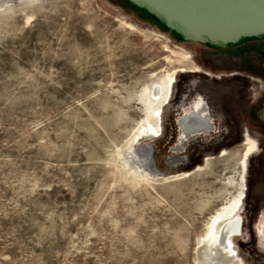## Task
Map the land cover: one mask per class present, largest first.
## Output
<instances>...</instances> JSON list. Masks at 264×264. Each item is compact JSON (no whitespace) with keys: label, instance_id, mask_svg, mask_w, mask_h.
<instances>
[{"label":"rangeland","instance_id":"rangeland-1","mask_svg":"<svg viewBox=\"0 0 264 264\" xmlns=\"http://www.w3.org/2000/svg\"><path fill=\"white\" fill-rule=\"evenodd\" d=\"M174 72L161 136L125 148L158 125ZM197 97L216 130L174 153ZM247 134L233 258L264 264V40L184 42L126 0H0V264H198L210 219L242 194ZM144 147L151 178L185 177L143 178Z\"/></svg>","mask_w":264,"mask_h":264},{"label":"water","instance_id":"water-1","mask_svg":"<svg viewBox=\"0 0 264 264\" xmlns=\"http://www.w3.org/2000/svg\"><path fill=\"white\" fill-rule=\"evenodd\" d=\"M126 1L184 42L224 48L244 39L264 40V0Z\"/></svg>","mask_w":264,"mask_h":264},{"label":"bare ground","instance_id":"bare-ground-1","mask_svg":"<svg viewBox=\"0 0 264 264\" xmlns=\"http://www.w3.org/2000/svg\"><path fill=\"white\" fill-rule=\"evenodd\" d=\"M172 76L171 74L167 79L164 80L165 83V90L163 91L162 89L159 91H155V99L158 101V99L161 100L160 102V108L163 106L164 102L166 101V98L168 96V92L171 86L172 82ZM168 101H166L167 103ZM165 103V104H166ZM160 108L157 110L155 113V117H157V120L159 119V114H160ZM156 120V121H157ZM158 123V122H157ZM144 130V133L150 134L151 137H155L158 134V125L156 126H146L144 123L140 128H138L133 136L130 138V140L126 141L125 143V148L131 147L133 141L135 140L138 135L141 134V131ZM207 135V134H206ZM205 135V136H206ZM200 136L198 134L197 136L191 137L187 142L194 140ZM247 135H244V138L246 140ZM249 151L245 154V157L249 154ZM144 152H140V150L137 152V157L139 161V165L144 167L142 163H145V157H144ZM240 164L241 168L244 170L245 167V161H243ZM242 170V172H243ZM144 172H140L143 178H146L152 182H167V181H173L177 180L179 178L185 177L184 175H178L176 177H171L166 180L160 179V178H151L147 174L151 175H157L150 173L147 169V167L144 170ZM152 171V170H151ZM160 177V176H159ZM243 178H241V184H242V194L241 196H238L234 198L231 202L225 204L209 221L205 235L201 239L198 248L196 250V259L198 264H240V262L233 258V250H232V244L231 241L234 238L235 235L238 234V229H239V234H240V225H241V220L240 218H237V220H234L241 205V199L243 197V189H244V183H243ZM220 229L219 235H218V230ZM256 229L258 232L259 236V241L261 245H264V211L262 212L258 223L256 225Z\"/></svg>","mask_w":264,"mask_h":264},{"label":"flooded vegetation","instance_id":"flooded-vegetation-1","mask_svg":"<svg viewBox=\"0 0 264 264\" xmlns=\"http://www.w3.org/2000/svg\"><path fill=\"white\" fill-rule=\"evenodd\" d=\"M185 72L191 73V72H195V71H187V70H181L180 71V73H185ZM172 74H173L172 82H171V86H170L166 101H169L171 96H172V88H173V85L175 83L177 73L174 72ZM253 89H255V87L251 86L250 91ZM166 101L164 102L163 106L161 107L160 114H159L158 134L153 138H159V136H161V134H162V132L160 134V131L162 130L161 127H162V121H163V112H164V107L167 105V104H165ZM178 107L180 109V105H178ZM177 127L179 130V135H178L177 142L172 149L174 153H179V152L184 151V148L188 144L187 140H189L191 137L197 136L198 134H200V136H205L206 134H209L210 132L216 130L215 120L213 119L211 112H210V107L208 106L207 102H205L204 98L197 97L193 101L189 102L188 107L183 109V113L177 118ZM243 146H244V151L241 154L239 167L241 170L240 178H243V180H244L243 183H245V174L244 173L246 172V169H247V162H248L249 158L253 154L256 153L257 142L255 140L251 139L249 137V135L247 134V137H246V140H245V143L243 144ZM142 149L145 151L144 152V157H145L144 159L146 160L145 163H147V161H149V158L151 156L152 148L151 147L150 148L144 147ZM249 149H251V151L249 152V154L244 159V156L249 151ZM242 159H244L243 161H245V167H244L243 172H242V168L240 166ZM150 167H148L147 169L150 173H153L154 169H151ZM140 168L145 170V168L142 166H140ZM153 174L161 175L159 173H153ZM168 176H171V175H168ZM160 177H167V176H160ZM244 197H245V188L243 189V197L241 199L242 201H241L240 209H241ZM240 209H239V211H238V213L234 219V220H237V218H240V220H241L240 234H239V229H238V234L235 235L234 238H238V237L243 236V224H242L243 221H242V218L240 216V211H241ZM231 244H232V241H231Z\"/></svg>","mask_w":264,"mask_h":264},{"label":"trees","instance_id":"trees-1","mask_svg":"<svg viewBox=\"0 0 264 264\" xmlns=\"http://www.w3.org/2000/svg\"><path fill=\"white\" fill-rule=\"evenodd\" d=\"M138 9V8H137ZM141 10V9H140ZM143 11V10H142ZM145 12V11H144ZM146 13V12H145ZM147 14V13H146ZM149 15V14H148ZM150 17H152L151 15H149ZM155 21H156V19L154 18V17H152ZM161 27H163V28H165L163 25H161L158 21H156ZM166 29V28H165ZM173 34H175V33H173ZM176 35V34H175ZM177 37H179L178 35H176ZM180 38V37H179ZM181 39V38H180ZM245 40H251V39H244V40H242V41H245ZM241 41V42H242Z\"/></svg>","mask_w":264,"mask_h":264}]
</instances>
